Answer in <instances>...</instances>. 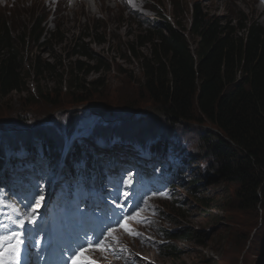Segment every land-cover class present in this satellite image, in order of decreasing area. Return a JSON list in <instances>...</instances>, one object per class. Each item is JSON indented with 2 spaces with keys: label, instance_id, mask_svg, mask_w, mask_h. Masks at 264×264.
I'll return each instance as SVG.
<instances>
[{
  "label": "rangeland",
  "instance_id": "rangeland-1",
  "mask_svg": "<svg viewBox=\"0 0 264 264\" xmlns=\"http://www.w3.org/2000/svg\"><path fill=\"white\" fill-rule=\"evenodd\" d=\"M45 2L0 0V25L8 30L13 28L16 34L26 36L36 27L55 34L39 42L24 39L25 44L19 46L25 90L0 101V150L6 144L11 155H16L19 146L32 143L51 147L55 155L61 150L68 154L73 141L90 136V144L82 141L80 148L77 146L81 154L84 151L82 155L101 154L112 159L139 154L128 139L131 135L155 140L158 147L170 143L189 179L199 182L200 195L193 197V190L184 186L175 191L171 201H155L164 214L158 223L169 234L181 236L185 231L189 240L169 239L166 249L155 250L133 245L135 254L144 259L136 257L137 264H264V205L257 211L239 212L233 207L232 185L218 184L215 161L205 142L216 134L212 125L195 121L172 125L161 117L141 88L140 60L149 56V50L138 48L137 43L146 30L153 31L159 21L156 15L174 27H178L176 21L189 25L194 4L223 26L253 19L264 28L263 1L76 0L55 9L52 0L49 6ZM2 17L12 21L3 24ZM80 47L89 52L91 60L79 58ZM33 57L49 62L56 68L55 74L64 79L75 72L76 61L102 63L99 74L89 73L85 78L86 82L100 80V87L87 93L83 102L75 101L68 91L59 89L56 76L33 75ZM174 201L179 206H174ZM170 252L173 255L168 257Z\"/></svg>",
  "mask_w": 264,
  "mask_h": 264
},
{
  "label": "trees",
  "instance_id": "trees-1",
  "mask_svg": "<svg viewBox=\"0 0 264 264\" xmlns=\"http://www.w3.org/2000/svg\"><path fill=\"white\" fill-rule=\"evenodd\" d=\"M176 24L157 23L153 32L137 38L138 48L149 50V56L140 60L141 88L167 123L195 121L213 126L217 133L205 142L215 161L218 184L232 185L235 210L257 211L264 205V28L253 19L223 26L197 4L191 8L189 25ZM47 35L45 29L32 27L24 36L0 25V101L25 90L19 46L24 39L39 42ZM82 48L79 58L91 60ZM30 68L36 76H56L59 89L79 102L100 87V80L86 82V76L103 70L102 63L76 61L75 72L64 79L55 74L53 65L36 57L30 59ZM197 195L196 188L192 196ZM183 232L181 236L161 233L168 239L189 240Z\"/></svg>",
  "mask_w": 264,
  "mask_h": 264
},
{
  "label": "snow or ice",
  "instance_id": "snow-or-ice-1",
  "mask_svg": "<svg viewBox=\"0 0 264 264\" xmlns=\"http://www.w3.org/2000/svg\"><path fill=\"white\" fill-rule=\"evenodd\" d=\"M42 199H43L42 196L39 197V199L37 200V204H39L40 200ZM32 212L34 214L35 209H33ZM144 219L145 218L141 217L139 213H133L130 216L123 217L118 222L117 227L120 229H123L124 232H126L130 236L134 238H139L141 233L134 230L133 222H137V223L143 222ZM27 222L32 223L33 221L29 218ZM20 227H23V223L20 224ZM115 231L116 229L109 228L107 233L101 239L97 240L95 243H93L91 240H85L83 244H78L76 248L73 249L72 259L76 260L77 257H80V259L77 261V264H96V261L94 259L84 255V253L91 248H97V249L104 248V247L111 248V243H109L108 245H105L104 242L108 237H111L112 242H118L117 237L114 235ZM11 238L12 237H8L9 240ZM4 241H5V238L0 237V246L3 245ZM121 250L126 251V248H123ZM12 251L15 252V246H12ZM112 251L115 253L116 249L113 248ZM0 256H2V253H0Z\"/></svg>",
  "mask_w": 264,
  "mask_h": 264
},
{
  "label": "bare ground",
  "instance_id": "bare-ground-1",
  "mask_svg": "<svg viewBox=\"0 0 264 264\" xmlns=\"http://www.w3.org/2000/svg\"><path fill=\"white\" fill-rule=\"evenodd\" d=\"M40 1V0H39ZM44 1H47V2H45L46 4H50V3H48L49 2V0H44ZM60 1H63V0H60ZM44 3V2H43ZM263 6V5H262ZM73 7H75V6H73ZM70 8H72V7H70ZM73 9V8H72ZM87 144H89V142H87Z\"/></svg>",
  "mask_w": 264,
  "mask_h": 264
}]
</instances>
